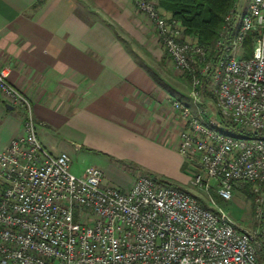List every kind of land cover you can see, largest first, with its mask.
<instances>
[{
	"label": "built area",
	"instance_id": "2783aa9c",
	"mask_svg": "<svg viewBox=\"0 0 264 264\" xmlns=\"http://www.w3.org/2000/svg\"><path fill=\"white\" fill-rule=\"evenodd\" d=\"M131 2L189 79V99L171 105L196 192L144 172L125 189L104 184L96 165L75 174L66 152L43 146L29 97L0 68V96L22 114L0 151V264H264V0L234 4L213 45L184 34L157 0ZM245 185L253 227L217 202Z\"/></svg>",
	"mask_w": 264,
	"mask_h": 264
},
{
	"label": "crops",
	"instance_id": "0c3cea01",
	"mask_svg": "<svg viewBox=\"0 0 264 264\" xmlns=\"http://www.w3.org/2000/svg\"><path fill=\"white\" fill-rule=\"evenodd\" d=\"M0 68L29 97L43 146L102 159L104 184L128 188L149 172L130 170V159L176 150L182 123L171 100H188L189 86L131 0H0ZM21 128L0 96V151ZM115 167L129 177L115 178Z\"/></svg>",
	"mask_w": 264,
	"mask_h": 264
},
{
	"label": "rangeland",
	"instance_id": "374dc122",
	"mask_svg": "<svg viewBox=\"0 0 264 264\" xmlns=\"http://www.w3.org/2000/svg\"><path fill=\"white\" fill-rule=\"evenodd\" d=\"M239 1L240 0H236L233 3V5L236 4L237 2L239 3ZM245 1L246 0H243V2ZM166 57L170 59L167 54ZM174 69H176L174 71L177 74L178 81L182 78L184 80L183 84L190 87V82L188 77L182 74L177 68L174 67ZM172 76L174 77L176 75L173 74ZM180 81L182 82V80ZM184 85L182 86L183 88H185ZM209 109H210V113L213 116L214 114H217V111L214 105L211 104V102L209 103ZM164 149H165L164 152L153 153V155H149V156L147 155L145 157L137 156L138 158L130 159L133 162H131L132 163L131 165L129 164L128 168L130 170H136L135 172L141 170V168L147 169L149 170V172L148 171L146 172L145 170L144 173L151 174V176L153 177L155 176L159 180L163 179V182L170 184L175 183L177 185L195 191V189L189 183L190 178L192 177V172L194 170L193 164L185 163L184 158L177 152V150L175 149L173 150L170 146H168V144H166ZM85 152L87 151H81L78 153L70 154V156L68 155L70 159L71 171L74 172L75 174H80L85 167L90 165L99 166L103 170L105 165L101 161L102 159L99 158L96 159L95 157H93L92 154ZM117 163L120 164L121 163L120 160ZM115 168L116 169H113L112 172V175L115 176V178L128 176L126 175L127 173L125 172L131 173L130 170L128 171L126 170L127 168L125 170H121V168H117V167ZM108 178L110 177L108 176ZM115 178L114 180L113 178H110L112 179V181L110 182L117 185L116 184L117 180ZM103 181L106 182L105 178H103ZM250 198L248 197L247 194L236 191L231 200L229 201L217 200V202L228 213L229 217L234 222L246 227H253L255 222L253 219L254 217L252 214V201Z\"/></svg>",
	"mask_w": 264,
	"mask_h": 264
},
{
	"label": "trees",
	"instance_id": "16d2710c",
	"mask_svg": "<svg viewBox=\"0 0 264 264\" xmlns=\"http://www.w3.org/2000/svg\"><path fill=\"white\" fill-rule=\"evenodd\" d=\"M235 1L157 0V3L162 9L170 12L174 19L180 21L184 27V34L196 36L201 44L212 45L219 36L227 10L232 7ZM249 44L250 42L247 38L245 41L247 54L250 52L251 44L250 46ZM240 191L247 194L249 198L251 197L248 186L245 185ZM259 254L260 261H263L264 248L260 250Z\"/></svg>",
	"mask_w": 264,
	"mask_h": 264
},
{
	"label": "water",
	"instance_id": "95a60500",
	"mask_svg": "<svg viewBox=\"0 0 264 264\" xmlns=\"http://www.w3.org/2000/svg\"><path fill=\"white\" fill-rule=\"evenodd\" d=\"M8 107H11V106L8 105Z\"/></svg>",
	"mask_w": 264,
	"mask_h": 264
}]
</instances>
